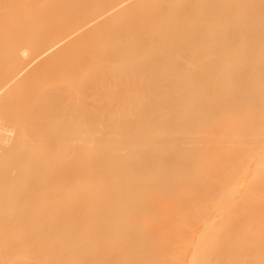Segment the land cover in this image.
Listing matches in <instances>:
<instances>
[{
	"label": "bare ground",
	"instance_id": "bare-ground-1",
	"mask_svg": "<svg viewBox=\"0 0 264 264\" xmlns=\"http://www.w3.org/2000/svg\"><path fill=\"white\" fill-rule=\"evenodd\" d=\"M232 18L264 38V0H0V264H264V45Z\"/></svg>",
	"mask_w": 264,
	"mask_h": 264
},
{
	"label": "rangeland",
	"instance_id": "rangeland-1",
	"mask_svg": "<svg viewBox=\"0 0 264 264\" xmlns=\"http://www.w3.org/2000/svg\"><path fill=\"white\" fill-rule=\"evenodd\" d=\"M148 1H150V0H148ZM151 1H153V0H151ZM243 1H245V0H242V2ZM179 2V1H178ZM179 3H181V2H179ZM150 4H153V3H150ZM180 5V4H179ZM147 6H149V2H147ZM151 6V5H150ZM150 8V7H149ZM151 8H153V5L151 6ZM177 8H179V7H177ZM237 7H236V5L231 1L230 2V5H229V9H228V11L232 14L233 13V11L236 9ZM152 10V9H151ZM151 10H149V11H151ZM177 10V9H176ZM164 16V15H163ZM252 13H248V18H250V19H252ZM160 18V17H159ZM161 18H163V17H161ZM232 21H233V26L231 27V29H230V31L229 32H225V30H224V28L223 27H218V42L220 41V39H221V37H224V38H226V37H228V38H226L227 40H230L231 42H232V44L234 45V46H236L235 48H237V47H241L240 48V50H242V49H246V46L249 44V46L251 47V45H252V47H253V49H254V46L256 45V47H255V49L254 50H256L257 48L259 49L258 50V52L257 53H259V51L261 50V49H263V48H261L262 47V45H264V41H263V39L264 38H262V36L260 35V37H261V39H260V37H259V41H258V37L257 38H255L256 40H255V44L253 45V44H251L250 45V41H252V39H251V33L250 32H247V31H250L249 29H247L246 31H244V30H242L244 27H239L237 24H236V20H235V18H232ZM163 23H164V21H163ZM246 25V24H245ZM263 25H264V23H263ZM160 26H161V24H160ZM247 26V25H246ZM264 28V27H263ZM151 30H154V29H151ZM197 32V31H196ZM196 32H195V34L194 35H196ZM152 33L154 34V32L152 31ZM151 33V34H152ZM153 34H152V36H153ZM263 36H264V34H262ZM156 36V35H155ZM250 36V37H249ZM252 38H253V35H252ZM251 39V40H250ZM262 42H261V41ZM234 42V43H233ZM254 42V41H253ZM237 43V44H236ZM236 44V45H235ZM205 45V44H204ZM248 46V47H249ZM244 49V50H245ZM252 49V48H251ZM253 49H252V53H251V50L249 49H246L245 51H248V53H249V51H250V54H248V57H251L250 55H253L255 52L253 51ZM263 50H261L260 52H262ZM244 52V51H243ZM254 52V53H253ZM246 53V52H245ZM244 53V54H245ZM246 54V55H247ZM146 78V80H152V81H155L153 84H151V85H160V84H165L167 81H157V79H159V78H164V77H143V79H145ZM229 79L230 80H234V81H239L240 82V84H242L243 86H246V85H248L250 82H254V81H260V80H262V77H229ZM228 79V80H229ZM155 95V94H154ZM149 97H151V96H149ZM150 99V98H149ZM151 99H153L152 97H151ZM165 100L167 99L166 97L164 98ZM177 100V99H176ZM175 100V101H176ZM177 103V102H176ZM259 110H260V115H264V112H263V106H260L259 107ZM163 115L162 114H159L158 113V115L156 116V118H157V121L158 120H160L161 119V117H162ZM264 117V116H263ZM163 120V119H162ZM160 122V121H159ZM159 122H157V123H155V122H152V125H149V127H147V129H148V132H149V134L147 135L148 136V138H149V142L152 140V139H154L153 138V134L155 133V132H158V131H160L161 133H160V138L161 137H163V136H165V135H171V134H173V136H174V132L175 131H177L178 130V127H177V125L175 124V123H173V124H170L171 126L169 127V125L167 126V127H165L164 129H161V127L160 126H158V124H159ZM172 123V122H171ZM160 127V128H159ZM219 127V129H229V125L228 126H218ZM179 132V131H178ZM178 134V133H177ZM173 136H171V138H174ZM175 136H176V134H175ZM181 136V135H180ZM177 137H179V134H178V136ZM148 142V143H149ZM227 144V143H226ZM220 145H225L224 144V142H222L221 140H218V146H220ZM111 146H112V143L110 142L109 144H108V146H107V151H109V150H112V151H115L114 149H111ZM116 152V151H115ZM117 153V152H116ZM116 153H112L113 155H116ZM174 153V152H173ZM94 154H98L97 153V151H96V153L94 152ZM100 155V160L101 159H103V158H105L104 156H103V158H102V155H104V154H99ZM92 156H95V155H92ZM91 156V157H92ZM96 157V156H95ZM115 157V156H114ZM97 159H98V156L96 157ZM96 158H94V159H96ZM132 158V159H131ZM94 159H93V161H94ZM96 159V160H97ZM133 159H134V157H130V159L129 160H127V163H128V165L129 164H134L135 162H133V163H131L132 161H133ZM89 160V159H88ZM87 160V161H88ZM100 160H98V161H100ZM80 161V160H79ZM87 161L85 162V161H83L84 163L83 164H85V163H87ZM89 161H92L91 160V158H90V160ZM102 161V160H101ZM100 161V162H101ZM104 161H106V159H104L103 160V162H101V163H106L107 164V162H104ZM134 161H135V159H134ZM96 162V161H95ZM93 163V164H96V163ZM154 161H152L151 163H153ZM89 163V162H88ZM97 163H99V162H97ZM93 164L91 165L92 166V168L94 167L93 166ZM78 165H80L79 163H78ZM103 165V164H102ZM106 166V165H105ZM110 166H112L113 167V165H110ZM81 167H82V164H81ZM80 167V168H81ZM84 167V166H83ZM82 167V168H83ZM90 167V166H89ZM96 167V166H95ZM100 167V166H99ZM108 167H109V165H108ZM79 168V167H78ZM107 168V167H106ZM110 168L111 167H109V170H110ZM99 169V168H98ZM101 169H103L102 168V166H101ZM108 169V168H107ZM107 169L105 170L106 172H107ZM81 170V169H80ZM84 170V169H83ZM83 170H81V171H83ZM97 170V169H96ZM98 171V170H97ZM100 171V170H99ZM102 171H104V170H102ZM109 172V171H108ZM99 174V173H98ZM112 175V174H111ZM107 176V178H108V175H106ZM106 176H104V177H106ZM140 180V179H139ZM142 181V180H141ZM146 181V180H145ZM142 183H144V181L142 182ZM141 183V184H142ZM144 185V184H143ZM145 186V185H144ZM143 186V187H144ZM69 188H71V187H69ZM153 193V192H152ZM150 195V194H149ZM232 195H233V193H232ZM152 197H153V195H151ZM149 197V196H148ZM148 197H146V200L145 201H147V200H149V199H147ZM151 197V201H153L152 199L154 198H152ZM162 200H163V198H162ZM185 204V203H184ZM181 207V206H180ZM177 208H179L178 206H177ZM176 208V209H177ZM179 210V209H178ZM158 211V212H157ZM157 213H159V209H157ZM177 212V211H176ZM156 213V214H157ZM155 214V215H156ZM5 216V215H4ZM3 216V218H5ZM44 216H46V215H44L43 214V218H44ZM157 216V215H156ZM159 216H160V213H159ZM158 216V217H159ZM155 217V216H154ZM3 218H1V220L3 219ZM8 218V217H7ZM5 219L3 222V224L4 225H8V222H7V220H9V219ZM155 218H157V217H155ZM155 218L154 219H152V220H155ZM0 220V221H1ZM160 219H158V221H159ZM50 221V220H49ZM54 221V220H53ZM57 221V220H56ZM56 221H55V223H56ZM30 222V221H29ZM52 222V221H51ZM188 222H190V221H188ZM1 223V222H0ZM54 223V222H53ZM59 223V222H58ZM161 222L159 221L158 223L156 222V223H153V226H152V228H151V230L153 229V227H154V225L156 224V225H158V224H160ZM48 224V223H47ZM57 224V223H56ZM55 224V225H56ZM150 224V223H149ZM187 224H189V223H187ZM2 225V224H1ZM148 225V224H147ZM58 226V225H57ZM151 226V225H150ZM7 228L9 227V225L8 226H6ZM47 227H49V228H51V226H47ZM62 227V226H61ZM61 227H59L60 229H61ZM136 227V226H135ZM6 228V229H7ZM52 228H56V226H54V224H53V226H52ZM59 229V230H60ZM57 230H58V228H57ZM149 231H150V228H149ZM76 232V231H75ZM74 232V233H75ZM72 234V237H73V239H75V237H78L77 235V232H76V234ZM151 233V232H150ZM80 234V233H79ZM139 234H141V233H139ZM174 234H176L175 232H174ZM74 235H76L75 237H74ZM138 235V234H137ZM81 237H82V235H80ZM80 237V239H82ZM85 238V237H84ZM136 238V237H135ZM72 239V240H73ZM87 239L88 238H86V241H87ZM138 239V238H137ZM137 239H135V240H137ZM20 240H22L24 243H26V240L25 239H20ZM76 240V239H75ZM74 240V241H75ZM83 240V239H82ZM74 241H73V244H74ZM80 241V240H79ZM81 242H83V241H81ZM137 242H139V240H137ZM172 242V241H171ZM170 242V243H171ZM75 243H77V242H75ZM86 242H85V239H84V243H82V244H85ZM136 241L135 242H130L129 241V244L130 245H136V244H138V243H136ZM79 244H81V243H79ZM79 244H77V245H79ZM87 244H88V242H87ZM86 244V245H87ZM166 244H167V242H166ZM172 244H173V242H172ZM86 245H84L85 247H86ZM80 246V245H79ZM163 246H166L165 244L163 245ZM80 247H82V245L80 246ZM112 247V246H111ZM89 249L90 251H88V253H87V250H85V249ZM112 248H115L114 247V245H113V247ZM82 249H83V247H82ZM83 250H85L86 251V255H91V249H90V247H86V248H84ZM20 250H19V248L17 249V252H18V254L20 253L19 252ZM70 252H72L73 253V251H70ZM90 252V253H89ZM68 253H69V251H68ZM72 253H71V255H72ZM168 254H170V253H168ZM65 255H69V254H65ZM70 255V256H71ZM73 256V255H72ZM71 256V257H72ZM68 257V256H67ZM67 257H66V259H67ZM71 257H69V260L71 259ZM64 258H65V256H64ZM248 258V257H247ZM62 260V264H66L67 262H69V261H67L66 263H65V261L66 260H64L63 258H61ZM33 260H34V258H33ZM58 261H59V259H57ZM63 260H64V262H63ZM231 260V259H230ZM32 261V260H31ZM30 261V262H31ZM233 262H234V260H232ZM231 261V264L233 263ZM256 261V264H258L260 261L259 260H255ZM33 262V261H32ZM170 262H173V259L170 261ZM230 263V262H229ZM235 264H236V261L234 262ZM30 264V263H29ZM53 264V263H52ZM60 264V263H59ZM170 264H172V263H170ZM249 264H253V262H252V260L249 262Z\"/></svg>",
	"mask_w": 264,
	"mask_h": 264
}]
</instances>
